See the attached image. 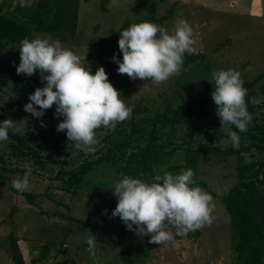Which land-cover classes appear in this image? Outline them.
I'll list each match as a JSON object with an SVG mask.
<instances>
[{
  "label": "rangeland",
  "instance_id": "rangeland-1",
  "mask_svg": "<svg viewBox=\"0 0 264 264\" xmlns=\"http://www.w3.org/2000/svg\"><path fill=\"white\" fill-rule=\"evenodd\" d=\"M132 1L108 0L106 10L101 9L99 0L81 2L75 38L60 42L65 48L79 55L82 66L88 68L92 74L102 66L89 57L91 49L87 44L88 39L93 35L105 36L109 28L119 26L126 17L132 16ZM5 2L14 6L16 3L30 4L32 0ZM173 2L175 4L172 16L158 25L171 34L175 30V21L186 20L193 28L196 39L193 45L194 53H204L205 62L191 65L159 87L151 85L150 80H132L128 94L122 92L117 71L103 67L109 82L120 92L126 106L134 107L131 118L118 123L114 129L102 127L96 130L100 143L94 153L85 154L77 150L74 142L68 141L66 132H57V125L63 117H55V106L46 110L42 118H35L24 111L30 94L34 93L36 88L43 87L44 83L40 79L39 71L31 77L17 75L16 68L20 63L17 46L6 40L0 41V122L11 118L18 121L20 128L18 133L9 130V140L0 142V164L24 168V164L30 162L32 174L27 191L37 194L34 201L38 204L36 206L29 203L22 195L11 190L7 181H0V241L9 231H14L20 238L18 243L26 264H31V259L39 253L40 245L47 239L59 242L65 236L70 241L64 253L72 256V252L78 249L82 251L84 258L81 261L86 260L91 264H122L117 256L120 246L131 248L138 264H233L230 217L224 204L216 196H212L215 203L212 213L215 220L212 226L200 229L197 238H174L172 242L161 245L149 243V236L140 238L135 235L129 238L104 230L95 233L96 230L80 221L46 216L40 211L41 208L48 212L62 210L70 213L66 204H70L72 194L58 188V185L64 184L66 177H51L59 169H74L83 160L104 152L112 140H118L128 133L132 124L144 113L161 111L166 106L178 107L185 103L201 102L208 92L215 90L212 77L214 71L236 70L241 73L242 80L252 79L264 72V0H169L166 4H159L157 14L167 13L169 4ZM95 25L98 26L96 32ZM35 35L48 36L34 34V37ZM254 88L264 89V76L256 82ZM252 97H257L260 103H251L250 114L253 120L264 121V92ZM211 105H215L214 101L206 100L204 107L209 108ZM42 123L46 127H42ZM229 131H234L230 125L221 129V125L213 127L203 123L180 124L175 131H171V128L159 130L161 140L168 142L167 149L173 147L174 150L164 156L162 164L156 167L157 173L163 175L166 171L178 174L181 170H186L183 166L186 146L229 147L232 144L228 136ZM237 134L239 142H248L241 134ZM17 137L23 138L25 146L16 143ZM136 142L143 145L142 141H135L126 150L127 156L103 162L93 169H103L106 176H112L118 181L127 175L148 183L153 182L155 175L139 178V170L136 169L132 173L129 170L134 163L130 166L126 164L127 157L137 151ZM26 146L38 153V157L28 153ZM129 159L133 157L130 156ZM251 161H256V165L242 168ZM262 162L264 153H259L254 148L240 154L226 155L203 151L200 153L194 177L209 183L217 195H222L237 184L242 172L250 175L256 169L262 171L264 167L259 165ZM24 175L25 172H17L12 175L11 180L22 179ZM56 200H61V203ZM114 201H117L116 197ZM89 232L96 236V243L92 250L87 251L86 240ZM53 252L52 250L51 253ZM89 252H94V255L87 258ZM52 254L47 264L52 260ZM0 264H13L1 245Z\"/></svg>",
  "mask_w": 264,
  "mask_h": 264
},
{
  "label": "clouds",
  "instance_id": "clouds-1",
  "mask_svg": "<svg viewBox=\"0 0 264 264\" xmlns=\"http://www.w3.org/2000/svg\"><path fill=\"white\" fill-rule=\"evenodd\" d=\"M195 43L193 28L183 19L175 21L171 34L155 23H134L120 33L118 47L122 60L115 55L112 60L118 65V74H126L132 80H150L151 85L159 87L181 74L184 55L195 52ZM19 53L17 75L31 77L39 71L44 83L30 94L24 111L42 118L46 110L55 106V117H63L56 130L66 132L68 141L74 142L77 150L94 153L100 143L96 130L114 129L118 123L131 118L134 106H126L120 92L109 82L105 69L99 67L92 74L82 66L80 56L59 40L39 35L31 40L25 38ZM212 77L215 90L211 96L221 129L232 125L239 132H246L253 117L247 109L248 90L243 86L241 73L232 69L218 70ZM251 103L259 104L260 100L252 97ZM41 126L46 127L43 123ZM9 130L18 133V121L9 118L0 122V142L9 140ZM228 136L233 147L238 148L237 132L229 131ZM23 167L26 169L23 178L12 181V187L19 193L30 187V162ZM194 185L191 168L178 174L165 171L163 175H155L151 183L125 175L112 189L117 205L111 215L119 217L136 236H149V243L167 244L176 236L214 223L212 195ZM86 243L90 250L94 248L96 236L89 232Z\"/></svg>",
  "mask_w": 264,
  "mask_h": 264
},
{
  "label": "trees",
  "instance_id": "trees-1",
  "mask_svg": "<svg viewBox=\"0 0 264 264\" xmlns=\"http://www.w3.org/2000/svg\"><path fill=\"white\" fill-rule=\"evenodd\" d=\"M88 1L32 0L30 4L16 3L11 6L10 2L6 3L5 0H2L0 3V41L6 40L13 43L17 46V51H19L21 41L25 38L33 39L34 34L48 35L62 42L73 40L77 32L80 4ZM168 2L169 0H133L131 5L132 16L126 17L119 26L109 28L105 36L93 35L88 39L87 44L91 49L89 57L96 64L117 71L118 65L112 60V57L115 55L122 60V53L118 47L120 33L134 23L150 22L158 24L169 19L173 14L175 2L169 4L167 13L157 14L159 4ZM99 3L101 9L106 10L108 0H99ZM97 28L98 26L95 25V32ZM205 60L206 56L204 53H193L191 55L185 53L182 70L188 69L191 65L203 63ZM262 76H264V72L259 73L252 79L243 80V86L248 90L246 101L249 113L252 109L251 97L254 94L264 92V89L254 88L256 82ZM117 78L122 92L128 94L132 79L126 74L122 75L118 74V72ZM211 93L208 92L206 97L199 103L190 102L178 107L166 106L161 111L144 113L132 124L128 133L123 134L118 140H112L110 142L111 145L106 146L104 152L93 158L83 160L74 169H59L51 178L58 179V177L65 176L64 184L58 185V188L73 194L86 173L103 162H110L127 156L126 150L138 140L142 141L143 145H139L136 142L137 151L129 155L133 159L127 157L126 164L128 166L134 163L132 168L129 169L130 172L132 173L136 169L139 170V178H148L158 174L156 167L162 164L166 154H170L174 150L173 147L167 149L168 142L161 140L159 130L171 128V131H175L180 124L203 123L213 127L221 125L216 113V105H211L209 108L204 107L206 100L213 102ZM230 127L241 134L248 142H239L238 148H234L232 144L226 148L214 145L206 147L186 146L184 148L183 166L196 172V167L200 161V153L203 151H210L216 155H226L240 154L254 148L257 152L264 153V121L252 119L246 132H239L232 125ZM16 143L25 146L22 137H17ZM26 148L28 153L38 157V153L29 146H26ZM39 163L41 164L42 161ZM255 165L256 161H251L249 165H244L242 168L246 169ZM259 165L263 168L264 162ZM25 171L26 169L24 168L7 167L0 164V181H7L11 190L22 195L29 203L38 206L34 201V197L37 196L36 193L30 191L19 193L12 187V175ZM259 176L260 179H258ZM194 179L196 181L194 186H199L212 196H216L225 206L230 217V247L233 255V264H264V168L262 171L256 169L250 175L242 172L237 184L222 195H217L209 183L198 177H194ZM56 202L61 203V200H56ZM68 206L69 204L67 203V209ZM40 211L46 216H57L67 221L77 220L62 210L48 212L40 208ZM199 235L200 229L175 238L187 236L197 238ZM19 240V236L11 230L0 241V245L13 264H25V259L18 243ZM65 243L66 236L59 242L55 239H47L40 245L39 253L31 259V264H43L48 260L52 250L54 251V256H57ZM118 259L122 264H138L133 250L126 246H120ZM49 264L80 263H77L73 257H68L65 259H53Z\"/></svg>",
  "mask_w": 264,
  "mask_h": 264
},
{
  "label": "crops",
  "instance_id": "crops-1",
  "mask_svg": "<svg viewBox=\"0 0 264 264\" xmlns=\"http://www.w3.org/2000/svg\"><path fill=\"white\" fill-rule=\"evenodd\" d=\"M101 170L95 171V169H92L82 177L79 187L71 196L69 214L75 217L77 219L76 221L86 224L94 231L96 230L95 233L104 230L110 234H119L120 236L132 238L135 236L134 232L128 230L119 217H112L111 215L117 205V201H114L115 196L113 195L112 189L118 180L113 179L112 176H106L103 169ZM105 210L107 211L105 212ZM66 241L67 243L64 244L57 256H54V252L53 254L51 253L53 256L52 260L73 257L77 263L91 264L86 260L85 262L81 261L84 258L82 256V251L78 249H76L75 252H72V256H67L64 253V250L70 241L68 237L66 238ZM86 250H90L89 245L86 246ZM91 256L92 253L89 252L87 258ZM92 258L96 262L94 256ZM47 261L43 264H47Z\"/></svg>",
  "mask_w": 264,
  "mask_h": 264
}]
</instances>
